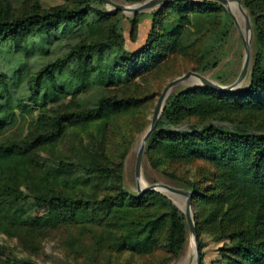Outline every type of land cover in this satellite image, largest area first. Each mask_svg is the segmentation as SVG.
<instances>
[{
    "label": "trees",
    "instance_id": "1",
    "mask_svg": "<svg viewBox=\"0 0 264 264\" xmlns=\"http://www.w3.org/2000/svg\"><path fill=\"white\" fill-rule=\"evenodd\" d=\"M130 3L140 0H125ZM254 24L255 40L262 54H255L248 88L241 93L219 92L207 87L194 88L167 98L160 120L146 149H153L166 161H205L216 171L215 184L207 194L190 185L196 206L194 221L199 237L202 226L217 228L218 238H230L233 245L224 253L227 264H264V135L221 131L207 126L195 131H171L187 117H207L227 110H258L264 107V0L260 13L253 0H239ZM72 7L59 6L42 11L35 3L26 14L10 17L0 1V48L10 45L25 57L48 54V46L58 40L77 41L62 57L29 77L20 66L13 81L0 69V130L13 116L14 104L21 106L26 96L59 102L76 98L89 81L114 86L128 83L150 73L168 54L187 49L184 13L208 16L224 8L214 1L194 3L187 0L166 2L162 10L176 19L166 23L154 15L158 30L149 33L146 43L135 52L123 49V37L116 14L94 8L98 0H72ZM225 13V12H224ZM207 14V15H206ZM55 74L64 78L58 79ZM23 86L21 98L15 88ZM83 90V91H82ZM137 100L102 98L93 107L79 105L77 111L45 119L42 132L20 145L0 146V225L36 235L63 225L91 223L103 226L116 252L147 255L157 246L158 233L166 227L165 249L171 258L178 256L185 242V218L165 196L148 192L131 196L122 189L123 162L100 160L95 147L84 148L78 159L41 160L34 151L60 139L68 127L86 125L134 109ZM38 169L40 178L54 184L77 180L92 188H109L102 197L77 198L61 191L32 195L45 206L42 216H28L24 204L29 196L15 184L27 180L30 170ZM211 205L207 213L201 206ZM250 222L247 223L246 221ZM199 243L202 264L201 244Z\"/></svg>",
    "mask_w": 264,
    "mask_h": 264
},
{
    "label": "rangeland",
    "instance_id": "2",
    "mask_svg": "<svg viewBox=\"0 0 264 264\" xmlns=\"http://www.w3.org/2000/svg\"><path fill=\"white\" fill-rule=\"evenodd\" d=\"M0 1L10 17L26 14L35 3L42 11L59 6L72 7L73 5L72 0ZM111 1L119 5H134L146 0L135 3L125 0ZM187 1L200 4L204 1L214 0ZM239 3L242 5L240 1ZM252 3L257 8L256 13H260V7L263 5L260 4L261 0H253ZM218 4L222 6L220 3ZM162 6L163 4L136 14L112 13L116 14L117 26L123 37L125 51L132 53L139 50L146 43L149 33L158 30L157 23H154V15L159 13L157 19H163L166 23H171L176 19L173 14L162 10ZM222 7L224 11L216 10L208 16H205V13L197 15L184 13L181 22L184 24L183 31L187 49L181 53L168 54L167 58L150 73L136 77L128 83L107 86L89 81L84 91L82 90L83 93L76 98L67 96L59 102L41 99L42 92H39L35 99L25 96L20 102L21 106L13 105V116L7 117L6 124L1 128L0 146L20 145L36 138L43 130L41 124L47 122L45 119L77 111L80 104L84 107H93L102 98L118 101L137 100L138 106L129 111L86 125L68 127L60 139L38 148L34 151V155L41 160L50 158L71 160L78 159L82 149L95 147L101 153L99 158L102 162L106 159L113 163L123 162L122 189L131 196H138L134 178L135 159L139 143L150 126L157 100L163 89L172 80L188 72L198 73L218 85L228 86L234 83L241 71L245 50L240 32L242 34V31H248L243 17L238 23L235 17L227 12L228 9ZM94 8L111 13L101 2L94 5ZM244 11L250 21V31L248 32L250 34L249 70L246 78L230 93H241L248 88L255 54L262 56L260 46L255 40L253 20L246 9ZM75 42L77 41H55L48 46V54L39 57H25L19 52L15 53L10 45H6V47L0 48V69L8 76V80L13 81V71L24 66L31 77L55 58L65 56L73 48ZM55 75L58 79L64 80L62 76ZM11 85L16 87L14 97L21 98V94L25 93L23 86L13 83ZM194 88H204V86L199 80L192 77L176 85L168 97ZM207 126L217 127L221 131H241L264 135V107L252 111L247 109L225 110L207 117H187L177 126L168 129L191 132ZM146 147L142 157L140 187L166 184L191 193L189 185L191 183L196 186L199 192L207 194L215 184L216 171L209 163L199 159L189 162L166 161L161 159L153 149L147 150ZM2 182L3 180L0 179V185ZM15 184L29 196L24 204V211L32 217L47 213L45 206L35 203L32 198L34 194L48 193L50 190H54L77 198H100L110 192L108 187L100 186L94 189L90 185H82L77 180L68 181L65 184L50 183L40 178L38 169L34 165L30 170L29 178L27 180L19 178ZM159 194L169 199L183 214L184 198L181 200L179 197H175L180 201L179 206L170 196ZM201 207L207 213L212 206L202 205ZM196 209V206L191 203L193 219ZM185 224V242L175 258H171L165 249L166 227L158 233L157 246L151 253L136 255L127 252H114L109 244L111 237L107 229L103 226L91 225V223L63 225L40 235L20 232L11 226L0 225V264H195V256L191 257L188 251L191 236L186 219ZM216 232L217 228L214 226H202L201 228L198 241L201 244L202 264H227L224 253L229 251L233 242L230 238H218Z\"/></svg>",
    "mask_w": 264,
    "mask_h": 264
},
{
    "label": "water",
    "instance_id": "3",
    "mask_svg": "<svg viewBox=\"0 0 264 264\" xmlns=\"http://www.w3.org/2000/svg\"><path fill=\"white\" fill-rule=\"evenodd\" d=\"M104 6H106L109 9V12L111 13H116V12H125V13H132L136 14L138 12H142L145 10L152 9L156 6L162 5L166 2L173 1V0H146L142 3L139 4H134V5H119L111 0H99ZM220 3L222 6L226 8L228 1H235L238 4L239 11L243 14V19L245 23L246 30L249 32L250 31V21L248 15L245 13L242 5L239 3L237 0H214ZM227 10V9H226ZM227 12L230 14V12L227 10ZM235 25L240 32L239 26L237 22L235 21ZM241 40L242 44L245 50V57L243 61V65L241 68V71L237 77V79L232 83L231 85L228 86H221L218 85L210 80H208L206 77L194 73V72H188L184 75H181L174 80H172L162 91L161 95L159 96L154 113L152 116V120L150 123V126L144 133L143 137L141 138L140 145L137 151L136 159H135V167H134V178L136 181L137 185V192L139 195H142L148 191H153V192H159L162 193L166 196H178L180 198H184V210L183 214L186 219V223L188 226L189 230V235L193 237L194 244H195V264H201V258H200V250H199V243H198V236L196 232V227L194 223V219L192 217L191 213V203H192V195L188 191H185L183 189L175 188L166 184H153L148 187H140L139 181L142 179L141 175V164H142V157L143 153L146 147L147 142L149 141L150 137L152 136L153 132L155 131L157 122L161 116L164 103L170 94V91L179 83L189 79V78H196L199 80V82L202 84V86L207 87L211 90L219 91V92H231L236 88L247 76L248 70H249V64H250V43L246 41L241 34Z\"/></svg>",
    "mask_w": 264,
    "mask_h": 264
},
{
    "label": "bare ground",
    "instance_id": "4",
    "mask_svg": "<svg viewBox=\"0 0 264 264\" xmlns=\"http://www.w3.org/2000/svg\"><path fill=\"white\" fill-rule=\"evenodd\" d=\"M226 8L230 12V14L235 17L236 21L239 23L241 18L243 17V14L239 11L238 4L235 1H228ZM242 34H243L244 39L249 42L250 34L248 32H245V31H242ZM196 82L198 83V81H196ZM139 183H140V181H139ZM170 197L173 198L175 200L176 204L180 206V204H179L180 201L177 198H175L178 196H170ZM188 251H189V255L191 257L195 256V244H194V240H193L192 236L189 239V250Z\"/></svg>",
    "mask_w": 264,
    "mask_h": 264
}]
</instances>
